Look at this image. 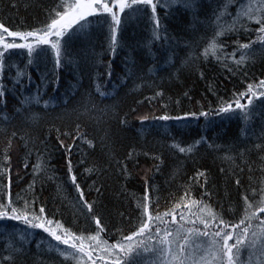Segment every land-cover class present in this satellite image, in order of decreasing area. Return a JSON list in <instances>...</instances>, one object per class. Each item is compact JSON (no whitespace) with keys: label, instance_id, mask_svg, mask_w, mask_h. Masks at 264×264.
Segmentation results:
<instances>
[{"label":"trees","instance_id":"trees-1","mask_svg":"<svg viewBox=\"0 0 264 264\" xmlns=\"http://www.w3.org/2000/svg\"><path fill=\"white\" fill-rule=\"evenodd\" d=\"M60 2L0 0V22L10 30L38 27L47 11ZM186 2L188 8L169 0L167 16L164 9L158 8L167 29L160 33L159 40L153 39L147 16L128 17L124 32L118 35L122 46L115 54L101 34H106V28L97 29L90 40L75 38L70 55L59 68L54 66L51 52L29 64L26 51L15 50L0 80L6 87L5 95L0 97V171L6 164L10 167L13 197L16 193L24 195L22 190L28 189L35 177L37 209L45 206L46 214L55 213V219L77 234L88 227L67 169L65 146L74 145L73 170L85 199L109 226L115 225L111 227L113 237L101 233L111 244L117 230L130 227L129 219L135 220L129 214L143 196L148 178L165 190L162 196L172 193L171 199H161V212L180 200L184 187L190 188L191 199H201L204 177L191 179L197 172L207 177L204 187L208 195L203 200L215 211L229 202L234 206L238 198L251 195L253 189L259 192L264 188V104L254 100L247 121L241 116L221 119L211 111L221 106V101L232 100L235 92H244L248 83L264 79V47L255 31L229 33L220 38L227 45L217 53L220 59L210 52L206 56L205 48L214 31L231 26L229 13L235 14L237 5L230 0ZM255 2L242 0L245 6ZM250 27L259 26L252 23ZM237 40L240 44L257 41L243 50L245 60L240 67L247 71V77L242 73L233 75L226 67L235 68V61L240 59L241 52H236L235 60L231 57ZM157 92L163 95L156 96ZM202 111L209 112L207 119L189 115L199 116ZM163 115L187 119H156ZM144 117L147 120L141 123ZM202 138L207 139L197 143ZM213 144L216 147L210 146ZM181 147L186 151L181 153ZM125 164L127 172L121 175ZM237 179L241 181L239 186ZM6 183V178H0V192ZM96 188L101 192L97 193ZM32 195L29 190L27 197ZM189 203L185 199L184 204ZM182 210L191 215L196 207L177 211ZM24 228L16 221L0 222V264H12V260L5 259L9 256L15 264H75L54 250L56 242L42 230L25 233ZM21 235L26 242L20 240ZM21 244L25 255L17 257L12 249ZM93 254H102L101 249ZM242 255L246 259L248 253Z\"/></svg>","mask_w":264,"mask_h":264},{"label":"snow or ice","instance_id":"snow-or-ice-1","mask_svg":"<svg viewBox=\"0 0 264 264\" xmlns=\"http://www.w3.org/2000/svg\"><path fill=\"white\" fill-rule=\"evenodd\" d=\"M230 2L236 4L238 8L235 14L229 13L232 17L231 26L227 29L215 30L211 43L205 48V55L210 52L217 60L220 59L217 53L227 47L220 38L229 33L239 35L241 32L249 34L255 31L258 33L257 41L260 42L261 47H264V0H256L254 4L247 6L242 0H230ZM172 3L184 8L190 6L186 0H172ZM168 7L169 0H61L54 8L47 11L45 19L38 27L29 26L26 30H10L0 22V80L3 79L7 61L15 54V50L26 51L29 64L33 63L34 59L47 57L51 52L54 66L59 68L65 62V57L70 55L69 47L72 41L80 36L90 40L97 29H107L106 34L103 32L101 34L105 35V39L109 42V50L115 54L117 48L122 46L118 35H122L127 18L134 14L148 17L152 25L153 39L159 40L162 38L160 33H166L167 29L162 24L158 8L164 9L167 16ZM217 20H219L218 16ZM252 23L259 27L253 29L250 27ZM93 25L97 27L92 28V32L87 31ZM257 41L246 44L235 41L236 48L231 53L232 59L235 60L236 52L242 54L240 59L235 61V68L226 65L230 73L233 75L242 73L247 77V71L240 67L245 60L243 50L250 49ZM108 75L111 79V71ZM5 93L6 87L0 83V97ZM162 95L161 92L156 93V96ZM261 98H264V79L248 83L244 92H235L232 100L221 101V106L211 111L221 119L241 116L247 121L255 107L254 100H261V104H264V99ZM243 100H246V103H242ZM189 115L194 119L199 117L207 119L209 112L202 111L199 116L196 113ZM32 118L36 119V117ZM156 119L168 121L187 119V117L163 115ZM144 120H147V117H144L141 123ZM12 135L15 136L16 133ZM206 139L202 138L197 143H203ZM61 145L63 146L62 141ZM210 146L216 147L214 144ZM73 147L74 145L65 146L67 169L70 181L79 194L77 204L85 215L88 227L78 230L79 234H77L71 227H65L64 223L55 219V213L46 214L45 206L41 205L37 209L35 177L28 189L22 190L24 195L16 193L13 197L10 167L7 164L5 170L0 171V178L7 179L3 191L0 192V222H19L25 226V233L29 230H42L47 237L56 242L52 246L54 250L64 257V260L75 261V264H264V188L259 192L253 189L251 195L245 194L242 198H238L234 206L229 202L227 206L220 205V211H215L203 200V196L208 195L204 187L208 183L207 177L204 172H197L191 179L198 180L199 177H204V183L200 185L204 189L201 199L199 201L191 199L190 188L184 187L180 200L169 210L161 212L159 210L161 199H171L172 193L167 197L162 196L165 190L157 186L153 178H148L145 180L143 196L129 214L135 216V220L129 219L130 227L118 229L115 242L109 244L101 233H104L105 237H113L111 227L115 225L109 226L93 204L85 199V192L73 170ZM193 147L195 145L190 146L187 151H191ZM179 151L183 153L186 149L181 147ZM131 156L132 154H129V158ZM8 159L5 154V161ZM27 167L28 165L25 164V168ZM33 171H36L35 167ZM157 171H159L158 166ZM126 172L125 164L121 169V175H125ZM236 184L239 186L241 181L237 179ZM29 190L33 193L30 198L27 197ZM95 190L97 193L101 192L100 188ZM185 199L190 200L188 205L184 204ZM193 206L196 207V212L191 215H187L183 210L177 211L182 207L190 209ZM15 227L16 225H13V228ZM20 240L26 242V237L21 235ZM61 245L66 247L62 248ZM97 248L101 249L102 254L94 256L93 252ZM12 251L19 257L25 255L26 250L21 244ZM244 252L248 253L246 259L242 255ZM5 259L12 260V264H15L12 256Z\"/></svg>","mask_w":264,"mask_h":264},{"label":"rangeland","instance_id":"rangeland-1","mask_svg":"<svg viewBox=\"0 0 264 264\" xmlns=\"http://www.w3.org/2000/svg\"><path fill=\"white\" fill-rule=\"evenodd\" d=\"M242 103H246V100L241 101Z\"/></svg>","mask_w":264,"mask_h":264}]
</instances>
